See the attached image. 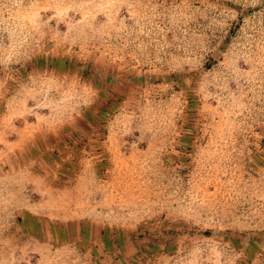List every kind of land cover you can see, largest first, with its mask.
Returning a JSON list of instances; mask_svg holds the SVG:
<instances>
[{
  "label": "rangeland",
  "instance_id": "obj_1",
  "mask_svg": "<svg viewBox=\"0 0 264 264\" xmlns=\"http://www.w3.org/2000/svg\"><path fill=\"white\" fill-rule=\"evenodd\" d=\"M0 264H264V0H0Z\"/></svg>",
  "mask_w": 264,
  "mask_h": 264
}]
</instances>
